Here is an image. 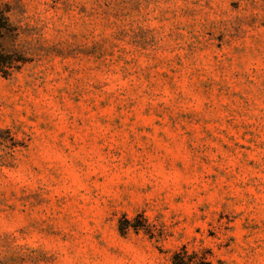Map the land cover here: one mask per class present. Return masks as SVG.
Instances as JSON below:
<instances>
[{"label":"rangeland","instance_id":"rangeland-1","mask_svg":"<svg viewBox=\"0 0 264 264\" xmlns=\"http://www.w3.org/2000/svg\"><path fill=\"white\" fill-rule=\"evenodd\" d=\"M0 14V264H264V0Z\"/></svg>","mask_w":264,"mask_h":264},{"label":"trees","instance_id":"trees-1","mask_svg":"<svg viewBox=\"0 0 264 264\" xmlns=\"http://www.w3.org/2000/svg\"><path fill=\"white\" fill-rule=\"evenodd\" d=\"M0 23H4V24H2L3 26L0 25L1 26L0 27V30L2 31L3 30V27H5V22H4V19H3V15L2 14H0ZM5 65H8V62H1L0 61V73H2V71H3V69L5 67H8V66H5Z\"/></svg>","mask_w":264,"mask_h":264}]
</instances>
